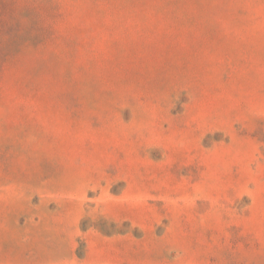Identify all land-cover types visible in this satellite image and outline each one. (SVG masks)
Here are the masks:
<instances>
[{
  "label": "rangeland",
  "instance_id": "obj_1",
  "mask_svg": "<svg viewBox=\"0 0 264 264\" xmlns=\"http://www.w3.org/2000/svg\"><path fill=\"white\" fill-rule=\"evenodd\" d=\"M0 264H264V0H0Z\"/></svg>",
  "mask_w": 264,
  "mask_h": 264
}]
</instances>
